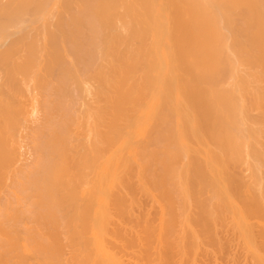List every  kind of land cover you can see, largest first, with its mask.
<instances>
[{
  "label": "bare ground",
  "instance_id": "bare-ground-1",
  "mask_svg": "<svg viewBox=\"0 0 264 264\" xmlns=\"http://www.w3.org/2000/svg\"><path fill=\"white\" fill-rule=\"evenodd\" d=\"M0 264H264V0H0Z\"/></svg>",
  "mask_w": 264,
  "mask_h": 264
}]
</instances>
